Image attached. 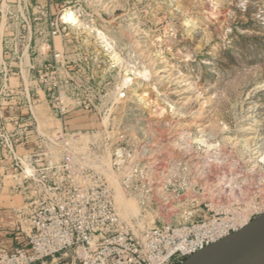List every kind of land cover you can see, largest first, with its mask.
I'll return each mask as SVG.
<instances>
[{"label":"rangeland","instance_id":"1","mask_svg":"<svg viewBox=\"0 0 264 264\" xmlns=\"http://www.w3.org/2000/svg\"><path fill=\"white\" fill-rule=\"evenodd\" d=\"M0 25L38 130L104 129L146 171L110 178L134 231L264 206V0H0Z\"/></svg>","mask_w":264,"mask_h":264},{"label":"built area","instance_id":"2","mask_svg":"<svg viewBox=\"0 0 264 264\" xmlns=\"http://www.w3.org/2000/svg\"><path fill=\"white\" fill-rule=\"evenodd\" d=\"M1 84L0 107L8 94L6 82ZM26 99L25 113L11 119L14 130L5 127L6 120L0 126V187L6 180L10 191L23 198L10 216L26 244L0 247V264H180L264 212L257 203L205 204L208 214L199 219L162 221L134 231L102 169L108 163L125 191L133 188V175L146 183L143 168L128 166L130 149L117 146L104 129L39 131L33 103ZM69 111L60 109V117ZM144 182L142 203L149 192Z\"/></svg>","mask_w":264,"mask_h":264},{"label":"crops","instance_id":"3","mask_svg":"<svg viewBox=\"0 0 264 264\" xmlns=\"http://www.w3.org/2000/svg\"><path fill=\"white\" fill-rule=\"evenodd\" d=\"M1 30V25H0ZM5 37L0 32V83L1 81H8V94L2 99L0 112L3 118H0V126L5 123V127L9 130H14V124L11 119L20 117L25 111V105L20 100V83L19 79L22 75L20 57L16 55L18 60L15 59L14 53L11 55L5 52ZM30 62V58H29ZM29 98V92L26 98ZM33 107V106H32ZM63 122H67L64 121ZM85 123L84 119L80 121ZM4 163H7V161ZM4 167L0 164V174H2ZM5 184L0 187V247L9 248L14 245L26 244L23 235L19 233L14 226L15 221L11 218L10 213L14 207L22 204L23 198L19 194L12 193L7 187L8 181L4 180Z\"/></svg>","mask_w":264,"mask_h":264},{"label":"water","instance_id":"4","mask_svg":"<svg viewBox=\"0 0 264 264\" xmlns=\"http://www.w3.org/2000/svg\"><path fill=\"white\" fill-rule=\"evenodd\" d=\"M180 264H264V212L185 257Z\"/></svg>","mask_w":264,"mask_h":264},{"label":"bare ground","instance_id":"5","mask_svg":"<svg viewBox=\"0 0 264 264\" xmlns=\"http://www.w3.org/2000/svg\"><path fill=\"white\" fill-rule=\"evenodd\" d=\"M41 116V115H40ZM102 169H104L105 173L107 174V176H109L112 180H115V177L113 176L114 174H112V171L110 170V167H109V164L107 163L106 166H103ZM122 187V186H121ZM123 189V188H122ZM116 190H117V194L116 196H118L117 198L120 200L118 202V204L120 205V209L123 210L124 214H125V217H127L126 215H130L131 213H136L137 212V209L133 206V204L130 202L129 199L125 198L123 195H122V192L118 189V186L116 185ZM123 191H125L123 189ZM126 192V191H125ZM228 196V195H227ZM120 197V198H119ZM222 199V198H220ZM116 200V198H115ZM223 202V201H222ZM123 215V214H122Z\"/></svg>","mask_w":264,"mask_h":264}]
</instances>
